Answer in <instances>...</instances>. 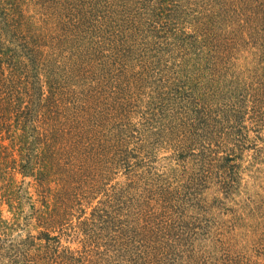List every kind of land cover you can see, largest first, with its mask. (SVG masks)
<instances>
[{
  "label": "trees",
  "instance_id": "obj_1",
  "mask_svg": "<svg viewBox=\"0 0 264 264\" xmlns=\"http://www.w3.org/2000/svg\"><path fill=\"white\" fill-rule=\"evenodd\" d=\"M31 5L37 10L32 11ZM247 24L255 30L264 28V0H0V264H165L164 255L183 256V247L190 243L186 236L182 240L177 236L176 242L168 239V252H154L157 256L150 252L160 243L149 245L148 235L167 238L173 229L183 227L165 226L149 206L145 222H140L138 207L132 203L134 184L113 185L119 172L130 175L142 167L134 162L133 150L123 146L130 143L129 134H136L137 125L131 116L121 120L113 111L102 112L94 120L86 118L97 98L82 101L70 93L75 85L79 87L80 79L84 78V91L99 80H88L83 73L87 68L72 65L78 60L71 61L66 51L73 56L75 49H93L101 61L93 64L112 71L105 83L125 93V82L119 84L125 70L120 69L129 68L128 64H178L181 59L194 71L196 64H223L219 40L224 33L218 31L232 25L245 29ZM252 47L253 54L259 52L264 60V31ZM161 83L142 79L141 97L151 90L168 107L180 100L174 95L187 93ZM116 119L119 124L109 130L107 144L98 151L94 123L91 130L89 123L99 121L106 129ZM116 142L123 145L115 146ZM99 162L104 167H98ZM102 178L104 199L94 207L88 204L94 208L91 217L76 226L71 213L64 222L66 201L71 205L82 196L78 184ZM26 180L40 189L41 206L38 200L28 202ZM88 189L94 198L93 187ZM152 189L167 202L175 200L171 192ZM48 196L66 201L55 198L52 208L45 200ZM7 212L11 217H6ZM68 226V235L80 247H66L60 253L56 234ZM38 229V236L33 235ZM109 238L116 239L115 245Z\"/></svg>",
  "mask_w": 264,
  "mask_h": 264
},
{
  "label": "rangeland",
  "instance_id": "obj_2",
  "mask_svg": "<svg viewBox=\"0 0 264 264\" xmlns=\"http://www.w3.org/2000/svg\"><path fill=\"white\" fill-rule=\"evenodd\" d=\"M31 6L32 11L37 10L36 5ZM255 28L250 24L245 29L232 25L218 31L224 33L219 40L223 64H196V71L192 70V65L181 64V59L178 64H128L129 68L120 69L125 70L119 83L125 82V93L115 91L112 83H105L112 78V71L103 64H93L101 62L93 49H75L73 56L66 51L71 61L78 60V64L72 65L87 68L83 73L88 80H99L84 91L81 89L84 78L80 79L79 87L75 85L70 93L77 94L82 101L86 97L97 98L93 111L84 114L86 118L91 120L102 112L113 111L121 120L131 116L137 125L136 134H129V144L116 142L115 146L133 150L134 162L142 167L138 170L137 166L130 175L125 170L119 172L113 185L134 184L137 191L132 203L138 207L140 222H145V207L149 206L160 220H165V226L183 227L180 231L173 229L171 237L167 238L148 235L149 245L160 243L150 252L155 256L157 252H168V239L179 241L177 236L181 240L186 236L194 244L186 243L183 256L173 252L162 256L161 259L167 261L165 264L172 260L183 263L199 260L200 264H264V60L260 59L259 52L253 54L251 48L258 43L264 28ZM142 79L162 81L161 84L175 91L187 90V93L183 96L176 92L175 100L179 98L176 96H180V100L165 107L151 90L141 97L145 90L141 87ZM98 88L106 91H97ZM121 102L124 105L118 107ZM255 102H258L256 107ZM93 120L88 127L91 130L94 123L99 151L107 144L109 130L120 120L116 119V124L113 122L106 129L101 122ZM99 163L98 167H104V162ZM87 184H78L82 196L71 205L61 196L59 200L55 196L45 200L51 202L52 208L55 198L59 203L66 201L68 210L64 222L72 218V223L80 226V221L86 222L91 217L93 207L104 199L100 194L106 191L104 178L99 179L89 184L93 195L97 194L90 198ZM24 188L29 191L28 202L38 200L41 206L44 198L38 195L40 189L30 180L24 182ZM152 188L171 192L175 200L165 201ZM6 217L11 215L7 212ZM39 230L32 231L33 235L38 236ZM69 232L68 226L64 233L60 230L56 234L60 239V253L66 247H80ZM115 240L109 238V243L115 245ZM104 242L107 244L106 240Z\"/></svg>",
  "mask_w": 264,
  "mask_h": 264
}]
</instances>
